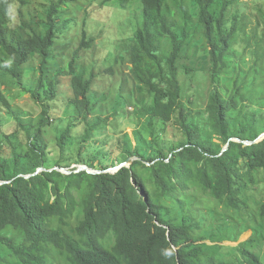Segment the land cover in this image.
Instances as JSON below:
<instances>
[{"label":"trees","instance_id":"obj_1","mask_svg":"<svg viewBox=\"0 0 264 264\" xmlns=\"http://www.w3.org/2000/svg\"><path fill=\"white\" fill-rule=\"evenodd\" d=\"M12 3L0 0V47L12 59L11 63L2 59L5 64L0 63L1 79L10 78L29 92L43 111L41 124L36 127L32 120L25 123L22 111L12 109L8 100L0 104V250L14 255L20 264H46L51 247L65 250L70 264H262L247 249L238 262L218 261L216 255H211L209 246L199 244L194 237L196 217L190 214L193 203L184 194L193 184L223 204L238 207L246 188L245 176L264 169V139L244 144L264 134V119L254 118L264 114V92L251 105L243 101L251 87L245 85L249 79L246 73L242 76L246 70L242 64L248 65L249 61L235 50L237 33L243 25L238 23V14L232 19L227 17L233 0H194L199 9L194 29L189 25L192 11L189 13L181 2L178 6L184 13L183 25L169 20L166 0H142V24L132 37L130 53L135 80L154 95L149 123L152 152L139 142L119 160L122 164L133 158L131 165L115 174L107 172L115 164H109L105 141L98 146L89 140V135L97 133L93 126L87 130L76 156L72 151L74 126L57 136V152L47 139L51 111L59 104H64V113L76 111L84 123L89 122L98 76L87 77L80 50L91 49L96 40L85 29L80 49L65 57L57 53V42L74 26V19L66 16L69 0L53 3L40 29L35 28V22L28 23L31 35L10 37ZM196 29L202 30L201 47L208 51L211 66L209 75L201 68L194 78L196 82L209 76L212 83L206 108H192L195 102L192 97L184 100L182 86L186 80L189 87L194 82L193 73L180 67V62L194 40L189 34ZM37 55L41 58L40 72L27 86L26 67ZM238 61L240 68L236 66ZM236 69L239 74L229 79V72ZM64 78L70 80V96L62 92ZM1 94L0 90V100L6 99ZM3 109H9L6 116ZM236 110L245 117V124H239V132L232 133L230 113ZM96 118L102 126L103 118ZM11 121L17 122V129L8 132L3 128ZM176 128L182 132L183 141L174 142ZM16 134L26 150L20 151L11 140ZM99 150L101 154H97ZM53 158L58 159L55 167L49 163ZM97 159L100 166L95 165ZM74 164L101 173L72 171L67 175L60 170L71 169ZM41 169L44 171L38 174ZM146 180L157 190V197L152 198L146 190ZM75 214L77 223L73 225L67 220ZM55 220L67 229L55 227ZM13 231L20 232L23 240H15ZM223 231L222 227L213 233L206 230L202 238L220 244L226 239ZM108 238L113 239L111 246L107 245Z\"/></svg>","mask_w":264,"mask_h":264},{"label":"rangeland","instance_id":"obj_2","mask_svg":"<svg viewBox=\"0 0 264 264\" xmlns=\"http://www.w3.org/2000/svg\"><path fill=\"white\" fill-rule=\"evenodd\" d=\"M58 0H13L12 11L8 25L9 36H29L32 30L28 27V23L35 22V28L40 29L43 21L46 20L48 10L51 5ZM182 3L184 7L192 11V22L190 28H195L198 21L199 9L194 0H166V5L171 13H168L170 21H177L183 25L184 13L180 10L178 3ZM194 4V6H193ZM173 14V15H172ZM238 14V23L243 25V30L237 33L235 40V50L243 53L248 65L242 64L246 69L243 70L245 76L249 79L245 83L246 87H251L249 95L243 98V101L251 105L252 100L261 99V91L264 92V0H233V3L227 11L228 19H232ZM74 19L71 30L64 31V37L57 42L56 51L62 57L73 55V52L80 49L83 31L88 30L89 35L96 40L89 50H80V62L82 67H86L87 77L95 74L97 77L96 89L94 88L92 96L93 113L88 123H84L78 117L75 111L64 113V104L57 105V109L51 111V127L48 129L47 139L51 141L52 150L56 149L57 136H61L70 126H74L75 144L72 151L77 152L82 146L87 130L90 126L96 130V134L89 135V140L98 146L105 141V152L109 164H115L107 172H113L119 167V160L123 153L129 148H135L139 142L145 144V149L152 152L150 142L152 140L151 130L149 127L152 111L154 108V95L149 88L139 81L135 80L133 75V62L131 58V49L134 45L132 37L139 26L142 24V0H69L67 6V15ZM77 21V25H76ZM239 31V30H238ZM190 37H194L191 45L188 46L187 52L181 59L183 68L193 73V79L197 71L201 68L205 69L209 75L211 66L209 64L208 51L205 46L201 47L203 38L202 30L196 29L190 32ZM188 37V38H190ZM188 38L184 43H187ZM70 41L73 45L70 46ZM193 46H199L194 48ZM167 46L164 50H168ZM196 53V59L194 55ZM241 55H237L240 59ZM6 58L10 63L12 59L6 55V51L0 47V63L5 64L2 59ZM202 61V62H201ZM41 58L37 55L31 60L26 67L24 82L30 86L40 72ZM240 68L241 63L236 64ZM97 67V71H93ZM252 67H256L255 72L251 71ZM240 71H230L228 78H232ZM2 70H0V90L1 95L6 99H1L0 104L3 106L4 101L8 100L10 107L15 110L22 111L24 122L30 120L38 127L42 120L43 106L37 103L29 92H26L20 86L16 85L10 78H2ZM180 77L183 78V72L180 69ZM239 77V76H237ZM34 78V79H33ZM242 78V77H241ZM254 78L253 83L251 79ZM185 81V77L182 79ZM182 83V82H181ZM187 84L182 85L185 91L184 100L193 98L195 106L192 108H206L210 104V93L212 83L209 76L205 80L193 82L189 87ZM183 84V83H182ZM188 85V86H187ZM196 86L199 87V94L195 93ZM224 87V86H222ZM189 88V89H188ZM70 91V80L63 79L62 92ZM258 92L256 95L255 92ZM54 105V104H53ZM264 109V107H263ZM105 112H103V111ZM6 116L9 109H3ZM117 113L116 115H112ZM264 113V110H263ZM103 118V124L99 127L96 117ZM231 132L237 133L241 129L239 124H245V117L239 110L230 113ZM262 116L254 117L256 120ZM106 118V119H105ZM8 132L17 129V122L11 121L3 128ZM174 142L183 141V134L180 129L174 130ZM109 137V139H107ZM4 138V137H1ZM260 138V137H259ZM11 140L19 147V150H26V145L22 143V139L16 134L11 136ZM258 140V139H257ZM262 139L258 140L261 141ZM238 142L237 139H233ZM99 150L97 154H101ZM134 160V159H133ZM122 163L130 166L133 162ZM51 167H55L58 159L53 158L49 161ZM100 160H95V165L100 166ZM80 166L74 164L71 169H60L67 175L72 171H79ZM59 169V168H58ZM98 171V170H95ZM146 177L147 174L144 173ZM246 188L237 203L238 207H231L217 200L209 192L201 189L196 185H190L184 193L192 200L193 207L190 214H194L193 225L195 226L194 237L200 240L199 244H207L210 248V254L216 255L218 261L242 259V252L249 250L256 254L262 264H264V169L258 170L249 176H245ZM145 188L152 198L158 196L157 190L151 182L145 181ZM77 200L79 195L75 192ZM77 214L69 218L67 221L76 225ZM204 218V221L198 219ZM82 219V218H81ZM80 220V218H79ZM55 227L66 226L58 220L53 223ZM218 227L224 229L223 233L226 239L220 244L212 243L208 238H202L207 231L213 233ZM245 228V229H243ZM15 240L22 241L21 233L13 231ZM219 241V240H218ZM112 238H108L107 245L111 246ZM108 246V247H109ZM46 264H70L68 255L65 250H59L51 247L47 254ZM0 264H20L18 258L10 255L8 251L0 250Z\"/></svg>","mask_w":264,"mask_h":264},{"label":"water","instance_id":"obj_3","mask_svg":"<svg viewBox=\"0 0 264 264\" xmlns=\"http://www.w3.org/2000/svg\"><path fill=\"white\" fill-rule=\"evenodd\" d=\"M260 139H264V134L261 135L260 138H259L258 140H260ZM258 140H257V141H254V142H244V144H246V145H253V144L257 143ZM237 141H238V142H242V141L239 140V139H237ZM131 160H133V158L129 159V160L127 161L126 164L130 163ZM126 164H121L119 167L115 168L113 172H109V173H111V174H115V173H117L120 169H122L123 167H129V166H127ZM130 165H131V164H130ZM43 171H44V169H41V170L38 172V174L41 173V172H43ZM82 171H87V172L90 173V174H100V173H101L100 171L92 170V169H90V168L87 167V166H80V169H79V171H77V173H80V172H82ZM71 174H72V173H71ZM28 178H30V177H28ZM145 200H146V199H145Z\"/></svg>","mask_w":264,"mask_h":264}]
</instances>
